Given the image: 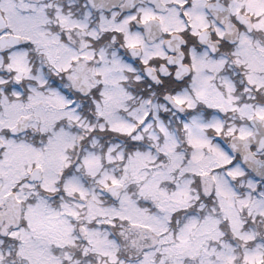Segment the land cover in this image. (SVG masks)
Segmentation results:
<instances>
[{
  "label": "flooded vegetation",
  "instance_id": "obj_1",
  "mask_svg": "<svg viewBox=\"0 0 264 264\" xmlns=\"http://www.w3.org/2000/svg\"><path fill=\"white\" fill-rule=\"evenodd\" d=\"M12 1L15 8L11 9L20 16L36 12L38 32L29 33L27 22L17 30L9 6H0L6 22L3 33L21 37L15 46L0 47V76H19L10 64V54L23 53L30 76H19L21 93H27L21 100L26 102L32 92L44 96L55 92L60 100H40L33 106H60L71 117L50 120L52 125L47 127L20 112L11 123L0 101V138L4 143L0 141V153L4 157L10 154L0 157V264H28V246L38 249L40 239L49 246L51 264H81L84 256L91 257L87 249L91 227L83 212H64L70 235L61 239L53 229L63 221L43 227L40 222V235L29 228L30 206L40 203L48 210L75 202L73 196L50 194L45 187L47 170L39 161L40 148L48 144L50 136L57 138L60 132L69 140L68 131L55 126L59 123L77 120L89 128L98 125L115 139L107 150L118 152L124 135L138 144L137 149L143 141L153 162L166 167L173 154L190 163L203 153L223 152L227 165L222 170L223 164L210 165L204 172L187 171L191 188L199 194L217 196L222 178L233 193L237 184L249 189L251 178L260 180L241 164L231 140L257 133L260 118V139L246 148L264 160V112L251 111V106L264 108V9L257 11L251 0ZM257 1L264 7V0ZM77 79L85 94L76 88ZM109 84H113L110 94ZM206 89L209 94L213 91L207 100L199 93ZM113 96L116 100L109 111L104 106ZM21 116H26L24 131L10 133ZM110 116L119 125L128 121L129 129L115 128ZM70 144L75 143L72 140ZM23 146L29 147L28 154L23 151L24 157L21 149L13 153L14 148ZM74 151L71 148L61 155L64 160L55 173L54 187L65 186V172L86 170L82 166L86 154L78 156ZM21 159L16 177L4 179L3 171ZM58 161L52 159L51 164L57 166ZM236 164L243 168L237 176Z\"/></svg>",
  "mask_w": 264,
  "mask_h": 264
},
{
  "label": "rangeland",
  "instance_id": "obj_2",
  "mask_svg": "<svg viewBox=\"0 0 264 264\" xmlns=\"http://www.w3.org/2000/svg\"><path fill=\"white\" fill-rule=\"evenodd\" d=\"M11 2L13 1L2 0L0 1V6L4 5L3 7L5 8V5L9 6L13 17L17 19L18 27L16 23L13 22L16 25L13 24L15 28L18 30V28L27 22L29 23V33H35L36 35V32H38V28L36 27L38 24L35 20L37 18L36 12H31L28 16H20L11 9L15 8ZM251 2L253 6L255 5L257 11L264 9V7L259 5L260 2L257 0H251ZM10 64L19 71V76H30L23 53L13 51L10 54ZM101 68H99V70ZM3 80L4 78L0 76V82H3ZM109 85L110 88H107V93L110 94L111 85L113 84ZM207 90L208 89L199 92L205 100L210 99L212 97L211 93H213L211 89H209L211 91L210 94ZM13 92L15 94L19 93L17 89H14ZM53 94L44 96L40 92H32L29 94V98L26 102L19 99L12 100L10 98H5L6 100L3 101L5 116L10 117L9 120L12 123L20 112H26L31 115L34 123L39 122L47 127L52 125L51 122H49L50 120H56L65 115L71 117V113L62 110L60 106H33L40 100H56L57 98L60 100L55 92H53ZM115 100L113 96L108 100V105L104 106L106 104L105 100L102 106L105 108L107 107V109L111 111L113 109L111 103ZM251 111L264 112V108H255L251 106ZM0 116H3V114L0 113ZM111 121L115 124V128L123 130L129 129L128 125L130 123L128 121L124 122V125L116 124V120L113 117ZM59 129L66 130L64 128ZM55 137L57 138H52L50 136L48 144L40 148L41 156H39V161L47 170L46 178H48V180H45V187L49 189L54 188L53 181L55 173L62 166V161L64 160V158L61 159V155L65 154V148L72 142L73 135L68 132L69 140H67V136L60 132L56 134ZM123 139L125 143H135L134 148H138L136 146L138 144L128 135H124ZM101 143L103 146L106 144L105 140ZM94 148L98 151L100 146L95 145ZM19 150L20 154L23 156V151L28 154L29 147L23 146V148H14L13 153ZM91 152L94 153L96 151ZM90 153L83 157L82 166L89 173H92L97 181L103 184H105L108 179L122 182L124 184V190L121 193L119 202L106 204L104 199V188L101 186L102 184L98 187L87 188L76 175L72 174L66 180L65 193L68 195L77 194L80 200L73 202V204L65 202L61 204L59 209L45 207L48 209L45 210L42 209L44 207L40 203L30 206V229L36 230L40 235V231L37 228L40 222L42 223L41 227H43L45 224L55 225L58 220L63 221L64 224L61 227L53 229L57 230L55 234L61 239L67 234L70 235L69 225L66 224V220L62 216L64 212H83L86 214L85 218L91 227V243L87 246V249L92 252L95 264H232L235 257L234 245L232 243H227L222 247L217 244L221 218L225 217L228 223L227 225L230 226L238 236L247 242H251L249 246L242 244L239 247L237 257L242 255L243 252L242 260L246 264H264V238L259 237L253 242V239L257 236V231L254 228L248 230L244 227V223L248 221V217H243L242 215L244 209L250 216L252 215L255 217L260 215L262 219L260 229L264 232V190L262 191L264 186L259 194L255 193L254 179H250V193L246 191L245 195H238L233 193L231 187L227 186V182L222 178V181L218 184L216 189L218 203L212 206L211 212L203 216H198L197 209L188 212L182 211L176 224L173 226L168 225L171 209H176L178 211L190 206L193 208H202V204L192 205V203H190L193 195L189 191V181L191 177L187 175V171L190 169L201 171L203 168L209 169L210 165L216 166L223 163L225 164L227 157L224 156L223 152L220 151L219 155L203 153L198 155V160L196 162L190 163L181 162L177 158L180 154H173L170 157L172 160L171 163L166 167L165 165L162 166L154 163L153 157L150 156L148 151H138L129 155L126 162L121 165L123 171H121L120 175L116 174L108 167H101L98 157ZM9 155H6L4 158ZM109 158L112 159L114 156L112 155L110 157L109 155ZM52 159L59 160L58 165H60H52ZM100 161L104 163V166L107 164L102 157ZM21 163L22 159L19 160V163H17L15 167L3 171V173H6L4 179L11 180L15 178L17 170L21 168ZM240 173L241 171L236 165L234 175L237 176ZM167 179L176 180V186L172 190H168L166 186L165 181ZM89 181L92 182L91 179ZM133 186L139 187L140 194L156 198L159 201L156 203V206L164 207V213H160L158 209L154 211L147 209L148 207L142 203L138 204L137 196H134L132 191L129 190V187ZM217 210L218 212L215 213ZM42 212L48 213L41 214ZM47 214H51L52 217L48 218ZM115 217L122 220L119 225L125 222L124 231L127 232L130 241L133 240L134 243L139 244L137 240L141 239L142 246H146L145 249H143L144 247L141 248L140 245H135V251L129 249L133 255L139 253L138 258L133 260V262H127L118 256L116 245L109 237L110 232L108 228L102 226L105 223H111ZM107 220H109V222H107ZM144 226L150 227L148 234L153 236L154 243L152 245L143 244V241H146V239L149 241L144 232H142ZM40 242L42 245L38 249H34L33 246L30 245L28 246V264H51L50 259L52 254L49 250V246L44 245L42 239H40ZM131 244H133L132 241ZM147 245L149 246L147 247ZM53 262H55L54 259Z\"/></svg>",
  "mask_w": 264,
  "mask_h": 264
},
{
  "label": "water",
  "instance_id": "obj_3",
  "mask_svg": "<svg viewBox=\"0 0 264 264\" xmlns=\"http://www.w3.org/2000/svg\"><path fill=\"white\" fill-rule=\"evenodd\" d=\"M121 188V185H112L108 188V191H111V193L116 194V196H118Z\"/></svg>",
  "mask_w": 264,
  "mask_h": 264
}]
</instances>
